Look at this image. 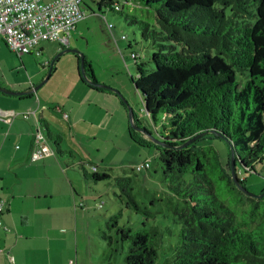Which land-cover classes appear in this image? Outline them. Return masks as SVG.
I'll list each match as a JSON object with an SVG mask.
<instances>
[{"label": "trees", "instance_id": "trees-1", "mask_svg": "<svg viewBox=\"0 0 264 264\" xmlns=\"http://www.w3.org/2000/svg\"><path fill=\"white\" fill-rule=\"evenodd\" d=\"M125 2L131 8H153L155 28L125 14L124 6L115 10L116 0L96 1L97 10L101 15L125 14L128 21L139 24L143 39L151 43L154 51L147 61L138 62L136 54L133 57L137 75L132 80L150 119L156 121L162 113L170 124L159 134L171 146L155 147L164 180L183 198V204L173 209L180 225L178 237L165 246L161 264H264V245L258 238L261 222L253 225L264 196L254 197L242 191L230 174L231 165H226L227 171L215 152L210 155L209 149L196 144L205 134L224 138L229 143L230 156L231 150L235 154V172L244 187L246 178L240 175L264 163V0ZM84 65L85 69L89 66L86 59ZM89 70L92 72L90 66ZM80 78L86 81L81 74ZM90 80L91 87L104 89L93 85V75ZM233 119L237 122L232 128ZM40 123L58 156L75 157L72 150L61 148V135L51 132L45 120ZM129 131L135 140L130 126ZM86 164L92 166V171ZM77 165L94 182L112 177L92 162L79 161ZM217 173L226 181L225 197L213 179ZM116 181L139 208L130 193L131 178L116 177ZM230 202H249L250 219L239 218ZM118 218L114 215L110 220L117 223ZM101 234L108 243L114 241L106 231ZM117 234L120 241L129 243L124 264L156 263L158 231L122 227Z\"/></svg>", "mask_w": 264, "mask_h": 264}, {"label": "rangeland", "instance_id": "rangeland-1", "mask_svg": "<svg viewBox=\"0 0 264 264\" xmlns=\"http://www.w3.org/2000/svg\"><path fill=\"white\" fill-rule=\"evenodd\" d=\"M116 1L124 6L125 14L145 20L151 28H155L153 8H131L125 0ZM82 8L87 11V17L71 39L72 49L76 51L56 52L54 45L55 53L50 60H55V67L44 83L42 81L49 72V66L45 64L48 56L34 51L20 58L0 39V86L6 90L27 93V88L31 90L32 85L34 88L40 85L34 92H28V95L24 93L25 98L51 99L47 108L51 132L61 135L62 147L75 154V157H61L60 161L61 164L69 163L65 169L77 179L75 188L85 205L80 208L84 215L79 219L78 238L83 235L84 241H88L94 264H124L129 243L120 241L117 233L118 228L122 227H129L132 231L141 228L158 231L160 237L155 243L159 258L155 264H161L165 246L173 244L178 237L180 225L175 221L177 216L173 209L183 204V198L175 194L164 180L155 147L159 145L156 140L161 139L159 132L164 126L169 128L170 124L162 113L156 121L150 119L132 80L137 75V67L131 53L138 56V62H144L154 50L150 41L143 39L139 24L128 21L125 14L106 13L108 21L115 26L110 30L105 18L97 10L95 0H84ZM123 35L127 39H123ZM76 55H83L92 69L91 72L89 66L86 67V83L80 78V60ZM147 67L151 69V64ZM33 73L37 77L34 78ZM92 75L96 83L104 84L107 88H91L89 80ZM20 83L22 89L17 88ZM0 95L10 98L3 92ZM58 105L60 110H57ZM130 109L141 130L132 127ZM64 113L68 114L69 119L63 117ZM236 122L233 119L232 128ZM41 125L42 131L46 133L45 126ZM129 126L133 128L135 140L131 138ZM196 144L209 149L210 155L215 152L228 171L226 165L230 167V147L224 138L205 134ZM87 160L98 165L100 171L110 172L112 177L99 182L87 179L77 165L79 161ZM91 167L86 164L88 171H92ZM237 167L242 168L239 164ZM229 171L231 174V168ZM216 175H212L215 184L221 196L225 197L223 189L226 188V181L219 178L218 173ZM116 177L131 178L130 193L139 208L131 202ZM240 177L246 178L245 185L251 193H264V163H258L255 171L243 172ZM231 206L239 218L250 219L249 202L239 205L231 203ZM263 214L264 200L253 224L261 222L258 238L264 245ZM114 215L119 216L117 223L110 220ZM102 230L113 236L112 243L103 239ZM89 262L85 259L86 264Z\"/></svg>", "mask_w": 264, "mask_h": 264}, {"label": "crops", "instance_id": "crops-1", "mask_svg": "<svg viewBox=\"0 0 264 264\" xmlns=\"http://www.w3.org/2000/svg\"><path fill=\"white\" fill-rule=\"evenodd\" d=\"M83 20L77 23L74 32L79 31ZM0 39L4 42L1 36ZM54 45L56 52L63 51L57 43L46 42L37 50L52 62ZM21 85L17 88L22 89ZM26 90L29 92V88ZM7 95L10 98L0 95V108L15 110L18 115L11 123L0 118V199L5 201L0 213V264H86L85 259L90 260L88 264H94L88 241H84L83 235L78 238L79 219L84 215L80 208L85 205L78 197L75 175L65 169L69 163L61 164L58 155L36 162L31 158L37 125L45 120L51 130L47 117L51 99ZM23 112L26 117L21 115ZM60 146L64 149L62 143ZM80 202L83 206H77ZM7 252L14 256V263L8 260Z\"/></svg>", "mask_w": 264, "mask_h": 264}, {"label": "built area", "instance_id": "built-area-1", "mask_svg": "<svg viewBox=\"0 0 264 264\" xmlns=\"http://www.w3.org/2000/svg\"><path fill=\"white\" fill-rule=\"evenodd\" d=\"M84 0H0V36L7 47L18 57L32 54L42 43H57L63 50L70 48L72 34L79 21L86 18V11L82 8ZM101 1V0H95ZM115 10H122L116 1ZM107 22L108 28L115 27L107 19V14L102 15ZM123 39H127L125 35ZM135 57L134 53H131ZM46 66L50 62L46 61ZM18 115V112L11 109L0 108V118L7 123ZM26 117V112L21 113ZM63 117L68 118L64 113ZM41 124L37 125L34 133L31 158L33 162L44 157L56 155V152L48 140L46 133L42 131ZM95 170V168H93ZM141 169V167H138ZM248 170V169H247ZM77 206H83L80 202ZM5 201L0 199V213L3 212ZM2 222L0 221V226ZM10 231L8 226H3ZM0 252L2 250L0 249ZM7 258L14 263V256L7 252Z\"/></svg>", "mask_w": 264, "mask_h": 264}, {"label": "water", "instance_id": "water-1", "mask_svg": "<svg viewBox=\"0 0 264 264\" xmlns=\"http://www.w3.org/2000/svg\"><path fill=\"white\" fill-rule=\"evenodd\" d=\"M67 51H76V50H75V49H72V48H69V49H64L61 53H63V52H67ZM80 59H81V62H80V74L83 73L82 77H83L84 80H86V78H87V77H85V76H86V75H85V74H86V73H85V70H86V69H85V65H84L85 57H84L83 55H81V56H80ZM53 63H54V60L51 62V66H50L49 72H48L46 78L42 81V83H44V82L49 78V76H50V74H51V72H52V65H53ZM88 80H89V79H88ZM89 82H90V80H89ZM93 85L96 86L97 88H104V89L107 88V86H105L104 84L94 83ZM39 86H40V85H38V86L35 87V88H32L31 90L29 89V92H34L37 88H39ZM0 92H3V93H5V94H10V95H21V94L26 93V92H15V91L6 90V89H4V88L1 87V86H0ZM145 110H146V109H145ZM146 112H147V111H146ZM133 117H134V116H133L132 110L130 109V115H129V118H130V123H131V125H133L132 127L135 128V129H139V130H141V129L137 126V124L135 123ZM212 132H213V131H212ZM199 136H200V134L194 136L193 138H191V139H189V140H187V141L183 144V146H185V145H187L188 143H190V142L196 140ZM156 141H157V143H158L159 145H162V146H165V147H170V146H171V145L165 143V141L162 140V139H160V140H156ZM235 164H236V162H235V154H234L233 150H231V161H230V165H231V172H232V178H233V180H234V183H235V184H236V185H237L242 191H244L246 194H248V195H250V196H254V197H262V196H264V193L261 194V195H256V194L251 193L246 187H244V186L240 183L239 179L237 178L236 172H235Z\"/></svg>", "mask_w": 264, "mask_h": 264}]
</instances>
